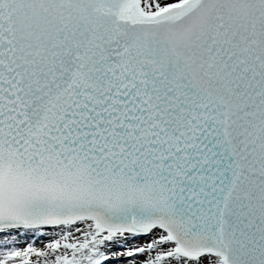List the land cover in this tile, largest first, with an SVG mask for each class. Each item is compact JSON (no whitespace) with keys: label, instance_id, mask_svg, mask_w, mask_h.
Masks as SVG:
<instances>
[{"label":"snow or ice","instance_id":"6c2138e0","mask_svg":"<svg viewBox=\"0 0 264 264\" xmlns=\"http://www.w3.org/2000/svg\"><path fill=\"white\" fill-rule=\"evenodd\" d=\"M0 264H264V0H0Z\"/></svg>","mask_w":264,"mask_h":264}]
</instances>
